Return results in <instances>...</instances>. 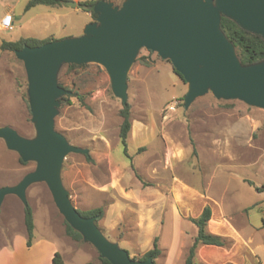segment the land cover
Here are the masks:
<instances>
[{"label":"crops","instance_id":"1","mask_svg":"<svg viewBox=\"0 0 264 264\" xmlns=\"http://www.w3.org/2000/svg\"><path fill=\"white\" fill-rule=\"evenodd\" d=\"M17 2L20 0H0V32L5 31L1 21L8 14L14 21V29L10 31L23 25L14 10L13 3ZM28 2L24 6L25 15L32 10H25ZM67 7L50 9L62 11ZM88 15L89 23L93 22L91 14ZM28 38L32 37L13 41L0 35V47L4 41ZM47 38L50 36L35 39ZM169 114L164 119L132 121L127 143L128 148L131 142L134 144V153L129 157L125 155L129 162L115 157L114 145L105 136L99 137L104 153L84 148L89 154L83 155L93 154V162L76 167L77 174L71 180L75 189V194L70 196L73 205L79 211L102 209L98 227L109 241L128 251L130 257H140L152 250L157 238L161 255L156 264H186L189 248L198 233L191 219L199 218L209 207L211 219L207 230L221 237L225 245L199 246L196 262L264 264V119H217L211 122L204 119V126L199 129L195 122L189 125L186 119L169 120ZM184 126L192 131L191 142H188V130L181 129ZM196 152L199 158L204 152L218 158L232 172L233 169L236 173L241 172L239 178H232L238 181L236 187H225L216 197L210 193L211 182L196 186L194 179L198 168L186 162ZM135 169L150 185H144L135 176ZM6 186L12 184L0 185ZM228 196L234 199L227 206L225 198ZM252 212L258 215L256 219L252 218ZM24 239H27V233ZM21 247L18 249L15 243L0 244V264H26L15 261L18 253L22 259H30V264H55L58 253L62 264H69L55 245H47L36 256L32 254L36 248L34 244Z\"/></svg>","mask_w":264,"mask_h":264},{"label":"water","instance_id":"2","mask_svg":"<svg viewBox=\"0 0 264 264\" xmlns=\"http://www.w3.org/2000/svg\"><path fill=\"white\" fill-rule=\"evenodd\" d=\"M66 6L78 7V3L67 1ZM93 12L97 19L87 24L83 36L24 46L15 52L26 72L36 135L26 138L4 126L0 140L24 163H36V168L16 185L0 188V211L9 195L27 207L28 189L45 183L63 219L103 259L111 264H155L151 257L145 261L130 257L107 239L96 217L82 216L73 205L62 180L63 164L69 154H89V150L70 144L56 130L60 99L72 94L59 85V73L64 65L98 64L109 75L113 95L126 105L129 72L145 49L169 61L187 84L186 110L209 93L217 100L240 101L264 110V61L242 65L221 28L225 16L264 38V0H124L120 6L100 0Z\"/></svg>","mask_w":264,"mask_h":264},{"label":"rangeland","instance_id":"3","mask_svg":"<svg viewBox=\"0 0 264 264\" xmlns=\"http://www.w3.org/2000/svg\"><path fill=\"white\" fill-rule=\"evenodd\" d=\"M28 1L30 0L13 3L15 13L18 14L23 25L17 27L15 31L0 32L5 40L12 38L10 40L14 41L21 37L50 36L61 39L80 37L84 35L85 27L91 20L88 12L80 8H68L69 6L62 11L36 6L25 15L24 6ZM108 1L114 3L115 6H120L124 0ZM58 83L73 93L64 97L61 103L59 114L55 119L56 130L62 133L70 144L100 153H104V148H102L99 137L105 136L114 145L115 157L120 161L129 162L119 138L122 122L119 113L123 108V103L113 95L107 71L95 63L73 69H70L69 65H64L59 73ZM27 87V76L23 63L16 58L13 52L0 50V127L10 126L21 136L33 138L36 131L28 108ZM184 91L187 92V84L173 71L170 62L162 60L156 53L141 50L129 72L128 79L131 121L134 119H164V109L173 101H177L178 105L175 111L170 112L168 119H186L189 125L195 122L199 129L204 126V119H208L209 122L217 119H264V110L250 107L240 101L217 100L210 93L197 99L186 110L183 106V99L186 95ZM75 93L84 96L85 103L89 105L90 110L81 104ZM181 129L188 130V142L194 138L189 127L186 129L184 126ZM133 150L134 144L131 142L128 155H133ZM200 155L199 158L196 152L195 156L193 155L186 161L187 164H194L198 168L196 179H194L196 186L211 182L210 193L216 197L220 196L225 187L231 189L236 187L238 181L232 178H239L241 172L236 173L235 169L232 172V169L224 167L218 158L206 155L204 152ZM83 163L92 164L83 154H69L64 161L62 179L70 196L75 194L71 180L77 174L76 167ZM35 168L36 163L34 162L20 163L19 155L8 152L4 142L0 140V185H16ZM135 172V176L144 185H150L139 171L135 169ZM27 197L34 212L36 225L31 244L36 246L32 252L34 256L47 245L52 244L58 248L69 264H102L98 251L91 244L84 240L75 241L66 235L64 219L58 212L45 183L32 185L27 191ZM225 199L228 206L234 198L228 196ZM252 215L253 219L258 217L256 212H252ZM25 237L24 206L16 196H7L0 214V244L15 243L18 249L19 246L24 249L25 246L28 247ZM18 255L19 253L16 254V262L30 264V259H22ZM141 257L135 258L138 260Z\"/></svg>","mask_w":264,"mask_h":264},{"label":"trees","instance_id":"4","mask_svg":"<svg viewBox=\"0 0 264 264\" xmlns=\"http://www.w3.org/2000/svg\"><path fill=\"white\" fill-rule=\"evenodd\" d=\"M67 1L68 0H30L26 5L25 10L29 11L31 8H34L36 6H46L48 8H54V9L66 7L65 3ZM97 1H100V0H85V1L78 3V8L90 13L93 21H96L97 19V15L93 12V7ZM221 28L224 34L226 35V37L234 44L242 65H252V64H256V63H260L264 61V38L261 35L253 34V33H250L242 29L236 22L228 19L225 16L222 17ZM53 40L55 39L53 37H50V38L43 39V40L35 39V38H28V39H20L15 42H5L4 41L1 44L0 48L2 52H13L15 54L16 51L23 49L24 46L38 47V46H42L43 44L48 43ZM150 53H153V52H150ZM145 64L149 65L147 62H145ZM84 66L85 65H81V67H84ZM77 67H78L77 65H69L70 69L77 68ZM173 71L175 72L174 69ZM180 79L183 81L181 77ZM67 96H70V95H67ZM75 96L78 98V100L81 102V104L86 109L90 110L89 105L85 103L84 96L80 95L79 93H75ZM64 97L60 99L61 103ZM28 108H29V104H28ZM119 114H120V117L122 118V122L120 125V131H119V138L123 146L124 154L127 157H129L127 141H128V136L132 129L130 104L127 103L126 105H123V108L120 110ZM86 159L90 163L93 162L92 158L89 155L86 156ZM19 161L22 164H26L20 158H19ZM258 190H262V189H258ZM79 212L82 216L87 217V218L96 217L97 225H98L99 220L103 216L102 209H94V210L79 211ZM210 219H211V209L209 207H206L204 209V211L202 212L199 218L191 219L192 223L197 227L198 233L191 247L189 248L186 264H189L190 262H192L193 264H200L196 262V251L201 245H213V246H224L225 245V241L221 237L213 235L208 232L207 225ZM64 223H65V231H66L67 236H69L75 241L83 240V237L80 233L76 232L69 224H67L65 220H64ZM24 226H25L26 233H27V246L30 247L32 244V240L34 238V230H35L34 212L30 205H28L27 207H24ZM160 255H161V250L158 246V240L156 238L154 241L152 250L144 254L141 258H138V260L145 261L151 257L155 262L157 258H159ZM99 258L102 264H111L108 260L103 259L100 256V254H99ZM132 258L136 259L135 257H132ZM54 263L62 264V261L60 260V255L58 253H56L55 255ZM87 264H91V263H87Z\"/></svg>","mask_w":264,"mask_h":264},{"label":"built area","instance_id":"5","mask_svg":"<svg viewBox=\"0 0 264 264\" xmlns=\"http://www.w3.org/2000/svg\"><path fill=\"white\" fill-rule=\"evenodd\" d=\"M1 28L3 30H13L14 29V21H13V17L12 15H6L2 21H1ZM177 101H173V103L169 106H167L165 109H164V118L167 117V114L170 113V112H173L176 110V107H177Z\"/></svg>","mask_w":264,"mask_h":264}]
</instances>
